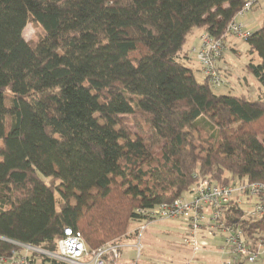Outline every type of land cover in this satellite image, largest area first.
<instances>
[{
  "label": "trees",
  "instance_id": "1",
  "mask_svg": "<svg viewBox=\"0 0 264 264\" xmlns=\"http://www.w3.org/2000/svg\"><path fill=\"white\" fill-rule=\"evenodd\" d=\"M243 2L0 0V256L54 249L65 227L89 248L119 239L199 177L264 183V92L217 94L177 59L195 27L223 37ZM245 41L264 87V23ZM128 115L145 116L155 150ZM242 225L264 240V217Z\"/></svg>",
  "mask_w": 264,
  "mask_h": 264
},
{
  "label": "built area",
  "instance_id": "2",
  "mask_svg": "<svg viewBox=\"0 0 264 264\" xmlns=\"http://www.w3.org/2000/svg\"><path fill=\"white\" fill-rule=\"evenodd\" d=\"M258 2L244 0L240 10L228 23L224 36L231 34L244 39L249 36L250 32L243 29V24L238 23L236 17L250 11ZM224 36L214 38L203 33L200 46L193 49L200 70L212 87L224 84L216 66L225 48ZM187 193L189 197L182 195L172 202L139 210L142 216L134 221L137 226L132 231V236L136 237V259L141 254V236L146 224L167 218L181 219L186 224L183 243L193 253L202 250L203 242L199 241V236L211 234L221 239L222 264H255L264 256V240H253L247 236L242 225L245 220L264 217V183L233 180L221 185L208 177H199ZM238 209L239 217L234 220V211ZM121 238L89 248L79 231L65 227L54 249L14 242L17 248L9 256H0V264H121V248L124 246ZM129 264H136V261Z\"/></svg>",
  "mask_w": 264,
  "mask_h": 264
},
{
  "label": "rangeland",
  "instance_id": "3",
  "mask_svg": "<svg viewBox=\"0 0 264 264\" xmlns=\"http://www.w3.org/2000/svg\"><path fill=\"white\" fill-rule=\"evenodd\" d=\"M236 21L242 23L243 29L249 32H253L260 28L264 22V0H259L258 5L254 6L250 11L245 12L242 16H237ZM44 32V29L39 24L32 20H28L22 34L26 40L30 41L37 40ZM225 36H228L226 41L224 38V46L226 48L223 50V56L216 61V66L221 72L224 84L213 87V90L217 94H233L244 96L247 99H255L261 95V92H264V87L256 80L253 74L247 70L246 65L251 56H254L257 61V55L255 53L251 55L248 52V45L244 38L236 37L231 34H226ZM186 47L187 43H184L182 50L184 51ZM188 53L194 56L193 61L189 65L193 66L192 70L194 75L196 79L200 80L201 75L196 68V66L199 65L197 59L190 50ZM181 55V52H179L177 58L179 61H181ZM223 65H225L226 68L223 69ZM12 98L13 95L9 91H6L5 106L7 110ZM123 119L132 133L143 136L150 150H155L157 145L160 144V140L153 133L145 116L128 115L124 116ZM8 127L9 116L7 112V130ZM183 195L189 197L187 192ZM136 226V223L132 221L127 233L132 235V231ZM185 231L186 224L181 219L167 218L149 222L146 224L141 236L142 250L137 259L136 249L134 247L136 237H123L120 239V242L121 244H131V262L136 261V264H171L170 254L176 248L187 247L183 243ZM218 238V236L211 234L203 237L199 236L198 239L203 242L202 247H205V251L203 252L200 250L197 257L202 256L203 258L201 260H203L204 264H220L219 252L212 250L214 243L220 242ZM125 247L126 245L121 248V255ZM146 251L149 253L148 256L146 255ZM153 255L154 257H151ZM121 258L122 256L120 257V262ZM255 264H263V259H259Z\"/></svg>",
  "mask_w": 264,
  "mask_h": 264
},
{
  "label": "crops",
  "instance_id": "4",
  "mask_svg": "<svg viewBox=\"0 0 264 264\" xmlns=\"http://www.w3.org/2000/svg\"><path fill=\"white\" fill-rule=\"evenodd\" d=\"M203 33H204L203 28H200V27L193 28L186 38V41H185V43H187L186 49L184 51L183 50L180 51L182 54L181 55V61L184 62L191 69L193 66H191L189 64H191V62L193 61L194 56L190 55L188 52L190 50L191 53L193 55H195V52L193 51V49H197L200 46V37ZM227 37L228 36H224L225 41H226ZM232 38H234V37H232ZM195 58H196V56H195ZM194 62H195V60H194ZM197 63H198V61H197ZM196 68L198 70V73L201 75L200 76V81H201L204 79V76L200 70V66L197 65ZM222 68L224 69V68H226V66L223 65ZM261 95H262V92H261ZM130 236H132V235H128L126 237H130ZM218 239H220V238H218ZM124 245H126V247L124 248V251L122 252V255H121L122 258H121L120 263L121 264H129L132 260V258L130 256V254L132 252V246H131V244H124ZM220 246H221V239H220L219 243H217V242L214 243V245H213L214 248L212 247V250L219 252L220 264H222L223 255L220 251ZM186 248H176L170 254L171 264H204L203 260H201L203 257L202 256L197 257L199 255V253H193L188 246ZM156 251H158V250H156ZM202 251L203 252L205 251V247H202ZM146 255L147 256L149 255L148 251H146ZM151 257H154V255Z\"/></svg>",
  "mask_w": 264,
  "mask_h": 264
}]
</instances>
